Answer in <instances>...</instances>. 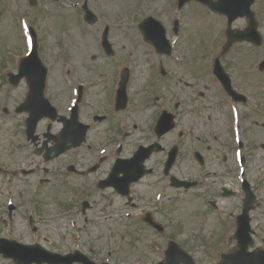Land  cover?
Instances as JSON below:
<instances>
[{
    "label": "flooded vegetation",
    "instance_id": "flooded-vegetation-1",
    "mask_svg": "<svg viewBox=\"0 0 264 264\" xmlns=\"http://www.w3.org/2000/svg\"><path fill=\"white\" fill-rule=\"evenodd\" d=\"M196 52L197 50L190 54L189 51L188 55L174 57V65H170V68L178 70L179 78L170 76L171 73L166 71L161 80L157 79L146 88L138 87V79L134 76L135 73L130 71L126 83L127 102L124 108H118L115 102L122 76L120 71L105 73L94 68L85 72L80 78L81 81L77 83V88L78 85L83 86L79 117L82 122L89 125L86 143L51 161L50 163L55 165L51 172L44 170V174L48 175L47 184L57 193L52 200L58 206L84 215L92 214L93 209L98 206L100 208L108 206V209H101L97 216L91 217V223L95 224L98 222V217L113 211L111 206L121 205L123 201L127 204V199L110 185V183L116 184L122 175L119 172L111 176L113 166L118 159L129 156L124 154L127 147H131L133 151L140 145L149 146L157 143L159 145H155L153 148L155 151L146 160L147 167L152 170L151 173L131 186L133 199L141 196L140 192L143 190L140 187L143 184L152 189H158L159 186L163 189L170 188L172 177L194 182L195 189L198 187L199 190L211 180V189L215 193L223 196L224 189H227L235 196L237 188L233 176L226 170L221 172L228 165L238 183V208L244 198L242 186L246 180L253 190L256 201L251 218L254 220L260 216L264 219V192L261 190L264 187V138L262 140L250 138L249 130L251 117L264 116V105L256 98L257 96L264 103V87H256L259 85V77L263 78L264 83V72H251L250 60H248L249 65L246 66H240L242 62H234V59L243 61L245 56L225 55L220 59L234 89L246 95L247 99L250 95L253 97L256 103L250 108L248 103L243 105L234 102L221 88L219 81L213 75L212 57L200 56ZM74 90L73 85L67 90L69 95L66 98L53 96V100L60 105L66 104L69 100L67 107L64 110L60 109L61 115H69L68 106L74 98ZM232 107L238 108L240 111L238 121L244 124L243 127L240 125L238 131V143H235L234 137L229 132L223 136V143L216 142L213 146L206 144V135L194 134L200 126L218 124L220 118L224 117L227 121ZM163 111L170 114L174 128L159 135L155 126ZM25 118L26 115L23 114V121ZM253 123L258 125L256 120H253ZM56 125V122L51 124L53 135L58 132ZM48 126V121L38 124V141L42 140ZM124 141H127L128 145L124 144ZM173 147L177 148L175 161L168 174H165L163 168ZM158 148L159 150L156 151ZM6 149L0 155L7 165L5 168L19 165L21 157L11 152L10 148L7 151ZM196 152L202 154V163L196 158ZM221 153L225 154L222 158L219 157ZM257 155L260 156L258 159H256ZM43 164L42 158L36 157V160L28 165L33 169L32 174H36ZM185 169L192 174H187ZM257 172H260L259 177ZM153 176L156 177L155 180L142 182L145 178ZM139 183L140 185L133 192L134 187ZM189 190L193 189H179L181 193H185L184 195H188L186 192ZM32 192V195L36 196V189ZM5 196L0 189V201ZM20 197H22L21 193ZM198 197L204 203L209 201L205 192L199 193ZM213 197L216 198V194H213ZM19 208L22 210V220L31 230L26 232L30 235V239H41L43 233L40 230L42 225L46 224L41 216L43 212L41 202L33 198V201ZM237 213L238 211L224 212V217L227 222H234ZM89 218V216L85 217L87 220Z\"/></svg>",
    "mask_w": 264,
    "mask_h": 264
},
{
    "label": "rangeland",
    "instance_id": "rangeland-1",
    "mask_svg": "<svg viewBox=\"0 0 264 264\" xmlns=\"http://www.w3.org/2000/svg\"><path fill=\"white\" fill-rule=\"evenodd\" d=\"M77 1H79L80 4L78 5V10L76 12L74 9H71V4H66V0H59L55 2L52 0H39L38 8L36 7L35 10H33L28 5L26 0H0V65H2L4 59L10 57H14L16 59L19 58V50L24 43V41L21 40L22 33L19 31V29L21 27L22 30L21 25L23 23L25 28L28 24L34 23L41 35V40H43L41 56L45 58L47 64L50 67V93L52 96L57 97L60 88V83L57 81L59 79L58 73L62 71L64 72L66 70L65 65L62 66V64L65 60H67V57L65 56L67 49L69 50L70 48V52L72 53L71 60L76 66L77 73L85 72L83 67H88L86 66L88 56L99 55L97 32L102 31L104 22L101 20L98 23H94L92 25H87L85 23L83 24V20L78 16V12H80V5L82 4L81 2L83 0ZM90 1L92 3V0ZM163 1H167L166 4H164ZM262 2V4H257L258 7L260 6L259 8L264 5V0H262ZM140 3L141 8L139 10V6L137 5ZM134 5L137 6L135 11H139L141 16H144L146 13H155V16L161 19L165 16V11H167V9L174 7V0H151L147 2L140 0L138 4L136 0H97V2H94V6L98 8L100 13H104L106 19L110 22H112L114 19H117L121 15L124 16L130 13ZM196 6V13H193L191 16L188 15L190 8H187V11L184 14V22L185 25L187 24L184 38L185 42L190 46L194 45L195 47H205L208 45V43H213L214 46L211 47V49L219 51L221 49V44L223 41H225L220 40L223 35L224 25H226L224 20L219 18L218 15L208 12L204 6ZM194 15H197V17ZM136 21L138 22V20H135V22ZM120 23L121 25L118 27L111 26L110 40L113 43L115 50L120 55L126 56V54H128L131 50L133 51V55H135V57H139L137 69V79L139 86L148 77V66L144 63V60L140 58L150 56L148 54V48L137 42L135 35L137 34L138 37H140V35L136 31V25H131L129 23L127 26H125L123 21ZM236 25L239 26L241 23H236ZM260 26L261 31H263L264 34V14ZM61 28L69 31L70 35L67 43L60 41ZM62 38L63 41H65L67 36L63 35ZM181 44L184 45V43ZM262 46L264 47V42ZM64 48L67 49H65L64 54H62L64 55V60H61L59 51ZM263 51V48L253 49L248 44L241 43L236 44L229 55H233L234 57H242L246 54L247 56L245 57L251 56V61L254 58L253 56L262 53ZM207 52L208 49H200L198 50V55L205 56ZM53 54H56V56ZM245 57L243 61L242 59H234V62H242V65L240 66L249 65V61L246 62ZM101 60H98L99 63H101ZM142 65H146V67H142ZM103 70L106 71L107 69ZM3 77L4 75L0 76V85L5 84L6 80L5 78L3 80ZM3 89L4 88L0 87V155L5 152L3 149L4 147L7 148V151L9 147L12 146L10 142L18 140V137L14 134V127L17 123H19V117L12 112L13 110L10 107L8 114L3 113L1 108L3 105L8 106V104L15 103V100L18 99V97L15 95H18L20 91L18 89H14L15 93L11 94L10 96H6ZM256 98L264 105V103L257 96ZM249 130L250 138H255L256 140H262L264 138V129L262 127L250 126ZM206 131V128L201 127L199 134H206ZM259 157L260 156L257 155L256 159ZM21 162L22 158L19 160V163ZM185 172L187 174H192V172H190L188 169H185ZM259 173L260 172H257V177H259ZM36 184L38 187L40 186L38 183ZM35 188L36 187H31L30 190H34ZM140 188L144 190L146 189L143 191L144 197L154 196L155 194V190H147L146 184L141 185ZM37 189L39 199H41L43 204L46 206L44 213H46V220H49L47 224H50L51 233L55 236V238L65 236L64 233H68L70 231V225L61 223V220L56 219L54 215H50V218L48 217V214L59 210V208L51 202V188L48 187L47 190L46 188L39 187ZM261 190L264 192V187ZM22 199L26 204L28 200L27 196L25 195ZM164 200L166 201V210L168 211V215L166 217L168 225L167 232L174 234L177 239L182 242V245L195 255L198 262H211L213 259H215V254L212 252V248H214L217 256L219 251L228 250L230 248L231 243L215 239L219 233V228L222 227V225L216 222L214 215L210 210L207 209L204 202L198 198L187 195H177L172 199L166 195ZM18 210H20V208H18ZM93 210L97 209L95 208ZM42 214L43 212L41 215ZM106 217H108V215H106ZM108 218L109 220H106L105 218V224H102V227L106 229V225L110 226L111 228L116 229L119 233L121 232L120 236L116 238L92 239V242H95L98 247L103 248L104 250L115 247L116 255L118 257H125L129 260H133L135 254L131 252V250H144L143 247L145 244V239L144 236H141V233H144V231L136 233L140 228L138 226L135 228V224H131V222H129V220L126 218H122L121 224L116 222L111 223L113 221L111 219L113 218ZM99 219H103V217L101 216ZM137 224L138 223H136V225ZM21 225L22 224L19 222L12 226V228H16V231H18L17 228H21ZM258 225L264 231V222H260ZM2 226L3 224L0 222V227ZM98 227L101 228V226ZM129 228H132L133 230L130 232ZM100 232L102 231L97 230V233ZM87 236L88 235H83L78 239L84 240L87 239ZM131 241L134 243L131 244Z\"/></svg>",
    "mask_w": 264,
    "mask_h": 264
},
{
    "label": "water",
    "instance_id": "water-1",
    "mask_svg": "<svg viewBox=\"0 0 264 264\" xmlns=\"http://www.w3.org/2000/svg\"><path fill=\"white\" fill-rule=\"evenodd\" d=\"M235 38H247L246 36H236ZM234 39V38H233ZM247 264H249L248 262H247Z\"/></svg>",
    "mask_w": 264,
    "mask_h": 264
}]
</instances>
